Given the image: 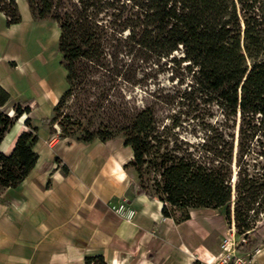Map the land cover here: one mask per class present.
I'll use <instances>...</instances> for the list:
<instances>
[{"label": "trees", "instance_id": "16d2710c", "mask_svg": "<svg viewBox=\"0 0 264 264\" xmlns=\"http://www.w3.org/2000/svg\"><path fill=\"white\" fill-rule=\"evenodd\" d=\"M25 2L33 20H49L58 29L66 87L49 125L59 127L60 138L75 137L84 144L121 139L131 152L122 170L134 171L137 194L161 203V216L174 224L188 220L195 210L222 209L227 221L233 193V222L243 237L238 253L260 244L264 0ZM0 13L7 27L20 22L15 0H0ZM165 74L181 89L176 94L187 108L209 118L213 116L207 112H217L212 124L198 125L204 132L200 142L173 135L177 119L160 126L150 106H138L136 89L141 98H169L161 95L158 84V76ZM69 100L71 114L58 122L56 114ZM10 104L0 87V143L16 120L30 112L27 104L13 103L8 109ZM22 124L25 130L10 152L0 151V194L17 187L37 160L36 128L29 118ZM255 211L260 220H249V212ZM90 263L104 264L99 257L84 259Z\"/></svg>", "mask_w": 264, "mask_h": 264}, {"label": "crops", "instance_id": "0c3cea01", "mask_svg": "<svg viewBox=\"0 0 264 264\" xmlns=\"http://www.w3.org/2000/svg\"><path fill=\"white\" fill-rule=\"evenodd\" d=\"M15 4L18 24L7 27L0 13V87L5 82L31 91L23 102L30 104V112L19 121L32 119L34 98L43 104L50 91L29 63L34 54L20 61L18 54L9 51L17 40L22 45L39 41L44 23L31 18L25 0H15ZM18 123L11 139L5 142L7 133L0 143L4 154L25 130ZM46 136L42 131L37 144ZM58 143L35 145L34 167L17 187L0 194V264H84L85 258L96 257L104 264H205L215 260L218 252L208 241L222 234L223 222L202 214L212 210L191 211L189 219L179 224L163 218L161 203L138 195L133 180L126 182L120 152L113 146L119 140L99 143L88 153ZM130 153L128 148L127 159ZM54 154L60 164L53 162ZM63 164L66 175L58 169ZM129 183L133 187L123 188ZM120 198L136 213L129 223L109 210ZM252 264H264V250L253 257Z\"/></svg>", "mask_w": 264, "mask_h": 264}, {"label": "rangeland", "instance_id": "374dc122", "mask_svg": "<svg viewBox=\"0 0 264 264\" xmlns=\"http://www.w3.org/2000/svg\"><path fill=\"white\" fill-rule=\"evenodd\" d=\"M19 13V12H18ZM43 26L41 27V34L38 37L39 41L36 40V43L30 44L27 42L26 44H21L20 42L15 43L16 45L12 46L9 51L13 52L14 54H18L20 58L18 60L20 61H26L30 57H32V54L35 56L33 59H30L31 65L36 69V75L38 78L42 79L43 83L46 85L47 89L50 91V94L47 96V102H44L43 104H39L38 100L34 98V104H32V119L30 118V124L31 127H35V133L37 136V141H39V136L42 134V131L47 135L44 140H40V142L35 145L40 146H52L57 141V145L60 143V141L64 142L66 146H68V149H76L79 150L80 148L83 150V152L88 153L89 151H93L100 142L93 141L89 144H84L82 142H79L76 140L75 137L71 138H60V129L57 125H53L52 127L49 125V120L55 116V114L52 111V104L53 98H57L62 94V92L65 90V73L60 65V56L57 51V39H58V29L55 23L45 20L42 21ZM33 50H36L38 52H33ZM25 51V52H23ZM29 52V53H28ZM36 53V54H35ZM38 65L36 68L35 66ZM167 74L158 76V84L162 86V90L160 91L162 96L168 95L169 98H163L161 101H156L152 99L147 98H141V93L138 91L139 89H136L134 97H136V102L138 106H142L143 104H147L151 107L155 118L160 126H168L171 123V120L177 119V128H174L171 133L173 135H177L179 138L186 140L190 143H196L200 142L203 138L204 132L201 130L200 124L201 122H209L212 124L216 118H218L217 112L212 109L211 112H207L208 114H212L213 117L209 118L207 117L202 111L197 109L196 111L191 110L192 108H187L185 105H183V102H180L178 95L176 94L177 91L181 90L175 85V81L169 82L168 81ZM4 86V90L9 94L10 96V102L11 104L8 106V109L13 105V103H21L25 99H28L31 97V91L27 92L25 88L22 86H18L16 84L9 85L5 82L2 83ZM42 92H44L42 90ZM174 93L176 95H174ZM129 93L126 94V96ZM173 97V98H172ZM172 98V99H171ZM140 99L142 100L140 102ZM29 105V108H31L30 104L25 103ZM36 104V105H35ZM72 106L71 100H69L56 114L57 121L64 123V116L71 114L70 107ZM206 113V114H207ZM9 115H11V111H9ZM24 120V119H23ZM23 120L20 119L19 121L16 120L14 123L13 129H10L8 132V135L6 136L5 142L8 141V139H11L13 136V131L17 128V123L21 124L23 123ZM23 125V124H22ZM197 125V126H196ZM199 125V126H198ZM16 131H14L15 133ZM119 140V143H113L116 146L118 152H120V158L123 161V164H126L131 159V153L129 159H127V150L128 148L122 147V140L121 139H115ZM34 145V146H35ZM36 146V148L38 147ZM8 147V143L6 144V148ZM34 148V147H33ZM35 152V150L33 149ZM77 152V151H76ZM75 152L74 157L77 155ZM36 153V152H35ZM53 162L60 164L61 161L59 160L58 156L54 154ZM65 168V172L61 167H58L60 169V172L64 175L67 174L68 169L63 164ZM124 171V170H123ZM234 171V169H233ZM125 172L126 175V182L129 180H133L136 188V175L134 171L131 168H128ZM233 178V177H232ZM129 183L127 187L123 186L126 190H129L131 188ZM133 187V186H132ZM123 188L119 189L122 190ZM232 199H233V193H231V199H230V205H229V217L228 220L225 221L223 216V210H214V211H208L203 212L202 214H205V217L216 219L219 222H223L222 228H221V235H218L217 237H211V241L209 239L208 244L215 246L218 254L221 252L220 243L223 236L228 237L230 235V231H233V241L235 244H241L242 236H240L238 233L241 232L239 230L236 231L235 224L233 222V214H232ZM118 203H125L123 198H120L118 201L112 203L109 205V210L112 206H115ZM111 211V210H110ZM112 212V211H111ZM219 216V218H218ZM249 220H260L261 215L259 213L249 212L248 214ZM254 222V221H253ZM256 224V222H254ZM233 228H232V227ZM251 239V236H248ZM261 241H264V236H262Z\"/></svg>", "mask_w": 264, "mask_h": 264}, {"label": "built area", "instance_id": "2783aa9c", "mask_svg": "<svg viewBox=\"0 0 264 264\" xmlns=\"http://www.w3.org/2000/svg\"><path fill=\"white\" fill-rule=\"evenodd\" d=\"M110 210L120 221L125 223L131 222L136 214L135 211L125 203H118L112 206ZM240 243H243V240H241ZM238 246L239 244H235L233 241V231H230L228 237H222L220 243L221 252L217 255L215 260L212 263L205 264H252L253 257L264 250V241L245 254L238 253Z\"/></svg>", "mask_w": 264, "mask_h": 264}]
</instances>
